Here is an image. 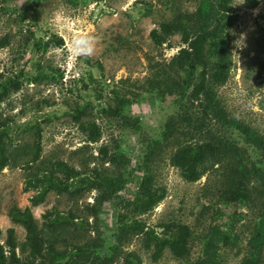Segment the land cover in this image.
Masks as SVG:
<instances>
[{
	"label": "rangeland",
	"instance_id": "obj_1",
	"mask_svg": "<svg viewBox=\"0 0 264 264\" xmlns=\"http://www.w3.org/2000/svg\"><path fill=\"white\" fill-rule=\"evenodd\" d=\"M198 3L0 0V81L9 79L14 85V78L18 79V87H9L0 100V117L11 124L10 164L0 170V241L7 250L6 229L13 227L21 264H41L48 258L32 255L24 226L8 215L14 206L30 205L35 191L25 189L24 180L35 168L29 160L37 131L40 158L63 159L85 175L113 178L116 187L122 186L99 208L98 221L88 209L100 194L95 188L76 194L52 190L42 202L30 205L38 225L45 213L58 211L67 217L57 247L72 249L100 234L110 241L121 212L159 231L162 223L170 221L188 224L189 253L181 260L165 249L153 260L144 235L138 233L127 237L117 250L120 256L108 264H125L121 255L127 251L139 259L137 263L134 255L131 264H198L214 225L229 237L216 252L220 264H240L247 254L253 226L264 213V184L251 179L240 189L239 174L233 175L232 166L253 159L254 149L237 129L214 120H207L201 133L183 124L185 112L194 114L195 108L185 107L187 92L177 90L180 77L170 74L169 85L159 84L172 56L185 44L179 31L164 35L160 44L150 33L157 29L163 36L161 22L193 14ZM231 8L236 19L226 31L230 70L227 80L214 88L230 117L263 132L264 85L255 79V67L264 57V0L254 7L232 0ZM58 38L62 44H57ZM94 130L99 135L92 140ZM209 136L218 150L199 166L201 176L188 181L170 156L180 143L204 142ZM244 152L247 158L241 160ZM144 174L152 177L153 187L164 189V197L151 210L136 213L127 201ZM242 194L250 197L230 198ZM74 264H82V258L75 257ZM260 264H264V245Z\"/></svg>",
	"mask_w": 264,
	"mask_h": 264
},
{
	"label": "trees",
	"instance_id": "obj_2",
	"mask_svg": "<svg viewBox=\"0 0 264 264\" xmlns=\"http://www.w3.org/2000/svg\"><path fill=\"white\" fill-rule=\"evenodd\" d=\"M232 0H199L193 14L187 16H176L169 21L161 22L160 30L163 36L153 29L151 37L158 44L162 43L165 36L174 31H179L181 41L185 44L175 53L169 63V71L160 76L159 84L169 85L170 74L177 78L179 87L177 90L186 93V105L195 108V113L185 112L181 122L191 126L194 131L201 133L207 120H214L223 126L233 127L244 137L246 143L255 152L253 159H246L244 163L237 161L232 166L235 176L239 174L237 186L240 189L244 181L251 179L264 184V131H258L251 126L230 117L217 98L214 88L217 84L224 83L230 70V49L227 28L235 19V13L231 8ZM247 7H254L258 0H244ZM2 44L6 43V39ZM57 44H62V39H57ZM0 81V100L7 94L9 87L17 88L18 79ZM255 79L264 85V57L257 61L255 67ZM80 112V109L75 113ZM173 124H167V132H171ZM11 124L0 117V170L10 164V151L8 147V136ZM98 131L90 135L92 140L98 137ZM164 138L170 135L165 134ZM39 132H36L33 155L29 162H34L35 168L24 180L25 189L35 190L30 196V205H37L44 200L49 191L58 193L67 192L76 194L82 190L95 188L100 194L94 196V202L88 206L90 215L98 221L99 208L107 201L116 197L118 190L116 180L104 177L102 180L83 174L75 167L69 165L63 159L40 158ZM211 137L204 142H185L177 145L170 156L171 163L181 169L182 176L188 181H195L201 176L200 165L205 159L213 156L218 148ZM241 154V160L247 156ZM104 186L105 190L101 189ZM230 196V195H229ZM164 197L162 187H153V179L144 174L136 181V192L127 201L131 210L136 213H145L151 210ZM250 195H232L231 200L247 199ZM30 205L23 208L14 206L10 208L8 215L13 222L22 224L25 228V244L30 248L34 257L46 255L45 262L41 264H74L75 257L82 258V264H108L114 257L120 256L117 250L126 241L129 235L142 233L144 235L145 247L151 249V258L157 260L163 251L167 249L173 257L186 260L189 253V237L191 230L188 224L181 221H170L162 223L161 230L146 225L145 222L128 217L119 212L116 216V224L110 241L101 234L94 239H88L80 244H75L72 249L59 248L56 246L58 238L65 229V214L60 212L45 213L43 222L38 225L34 218ZM70 222V221H69ZM83 226V224H82ZM97 230L98 225H94ZM99 229V228H98ZM5 245L0 241V264H21L16 254V240L13 227L6 229ZM1 234V229H0ZM106 240V241H105ZM227 234L220 230V225H214L210 237L207 239L202 254L198 257V264H220L216 258V252L220 243L228 242ZM264 245V213L253 226L252 234L248 239V251L240 261V264H260V254ZM135 253L125 252L123 260L125 264L134 258ZM136 256V255H135ZM138 259V257L136 256ZM139 263V259L137 260Z\"/></svg>",
	"mask_w": 264,
	"mask_h": 264
},
{
	"label": "clouds",
	"instance_id": "obj_3",
	"mask_svg": "<svg viewBox=\"0 0 264 264\" xmlns=\"http://www.w3.org/2000/svg\"><path fill=\"white\" fill-rule=\"evenodd\" d=\"M241 44H242V41H241Z\"/></svg>",
	"mask_w": 264,
	"mask_h": 264
}]
</instances>
